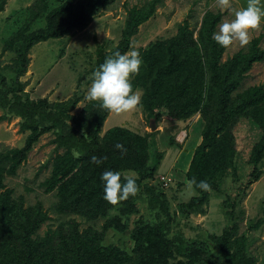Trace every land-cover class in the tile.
Instances as JSON below:
<instances>
[{
	"label": "trees",
	"instance_id": "obj_1",
	"mask_svg": "<svg viewBox=\"0 0 264 264\" xmlns=\"http://www.w3.org/2000/svg\"><path fill=\"white\" fill-rule=\"evenodd\" d=\"M105 1L66 0L48 13L45 26L28 33L19 30L12 36L11 42H20L17 62L11 66L17 76H9L0 67V107L8 111L3 117L9 113L20 116L21 129L27 132V137L23 146L11 148L0 157V163L2 157L8 159V168L0 164V264H256V257L247 250V236L239 231L244 211L236 209V200L227 199L229 224L221 234H212L211 240L189 238L181 230H175L177 210H172L163 189L149 185L156 169L148 163L150 133L115 126L102 134L110 111L100 107L99 101L89 100L85 112L73 120L71 110L79 99L52 103L48 98L34 100L22 95L25 84L19 76L27 71L30 47L71 29H84ZM6 2L0 0V12ZM162 2L148 0L130 9L116 49L129 50L131 37ZM221 18L222 12L207 10L196 36L191 21L184 19L174 36L141 52L142 64L132 82L133 90L144 88L142 102L151 117H160L161 109H166L167 115L174 119L200 111L205 120L202 139L187 172L198 194L179 205L184 215L206 212L204 206L210 189L216 185L218 176L220 181L225 179L230 167L234 172L233 183L240 181V190L244 189L241 197L263 172L264 85L239 90L253 63L264 59L262 34L250 41L247 50H239L221 63L226 47L212 39ZM241 118L251 119L262 133L246 162L250 169H241L239 173L237 164L242 159L235 148L233 128ZM51 129L56 134L53 139L56 153L52 157L51 175L42 185L46 192L56 190L59 197L56 208L69 219L41 234L38 232L41 224L50 219L48 211L40 204L25 206L23 198L14 197L13 189L4 183L3 172L15 171L41 134ZM117 142L124 145L123 154L115 147ZM93 154L107 159L97 165L90 160ZM158 156L160 160L163 155ZM108 168L137 173L139 187L135 196L130 195L116 205L103 199L100 176ZM200 180H206L209 187H199ZM141 200L147 204L149 216L142 214L141 221H136L130 249L105 243L103 234L92 224L81 227L82 221L71 216L87 221L106 218L105 229L114 223L118 229L126 230L131 215L140 212ZM123 217L124 223L120 220ZM261 222L264 220L258 225Z\"/></svg>",
	"mask_w": 264,
	"mask_h": 264
},
{
	"label": "rangeland",
	"instance_id": "obj_2",
	"mask_svg": "<svg viewBox=\"0 0 264 264\" xmlns=\"http://www.w3.org/2000/svg\"><path fill=\"white\" fill-rule=\"evenodd\" d=\"M147 1L106 0L84 29H71L59 37H50L34 43L27 54L30 60L27 71L19 76L25 84L22 95L34 100L48 98L52 103L79 99L71 113L73 120L80 116L85 112L83 109L90 100L86 92L90 86L92 72L106 56L116 50L130 9L134 5L142 6ZM64 2L66 0H7L4 10L0 12V67L9 76H17L11 66H15L20 53V42H11L12 36L19 30L28 33L45 26L48 13ZM260 4L264 8V0H260ZM244 6L246 0H228L225 5H221L219 0H164L157 6L155 13L140 24L138 31L131 37L129 50L135 49L141 54L153 43L171 38L177 33L178 25L186 18L195 27L196 36L207 10L222 12V22L224 19H231L235 10ZM260 34V44L264 48V21L250 30L249 43ZM249 43L242 47L235 41L226 47L221 56V63L239 50H247ZM137 73L131 76V83L136 79ZM260 84L264 85V59L253 63L239 90ZM134 91L140 94L139 104L130 111H110L102 126V134L115 126H125L142 134L150 133L148 163L156 169L149 185L166 192L172 210H177L174 228L181 230L189 238L211 240L212 234H221L229 224L227 199L238 201L236 209L244 211L239 231L247 236L248 253L256 257V264H264V222L258 225L260 220H264V164L260 178L252 183L244 197L240 195L244 190H240V181L236 179L233 183L234 172L230 167L225 179L220 181L221 177L218 176L216 185L210 189L208 202L204 206L206 212L184 215L179 211V205L198 194L188 180L187 172L195 148L202 139L205 120L200 111L187 118L174 119L167 115L166 109H161L159 119L151 117L142 102L144 88L137 87ZM5 114H8L6 108L0 107V157L11 148L23 146L27 137V132L21 129L20 116L9 113L7 117H3ZM69 121L73 123L72 119ZM261 133L259 126L248 118H241L234 126L235 148L242 159L237 164L239 173L241 169H250L246 162ZM55 136L52 129L41 134L28 152L27 159L16 170L3 172L4 183L13 189L14 197L18 200L23 198L25 206L40 204L43 210L48 211L50 219L41 224L38 230L41 234L48 227L55 228L60 221L69 219L66 213L56 208L59 201L56 190L46 192L45 186L42 185L51 175L52 157L56 153V143L53 141ZM59 152L62 153L63 148H60ZM158 153L163 155L160 160H157ZM1 159L3 161L0 164L7 165L8 159ZM148 212L147 204L141 200L140 212L131 215L126 230L118 229L114 223L105 229L106 218L87 221L74 214L71 216L82 221L81 227L92 224L103 234L105 243L130 249L132 229L136 221H141L142 214L149 216ZM120 220L122 223L126 221L124 217Z\"/></svg>",
	"mask_w": 264,
	"mask_h": 264
},
{
	"label": "clouds",
	"instance_id": "obj_3",
	"mask_svg": "<svg viewBox=\"0 0 264 264\" xmlns=\"http://www.w3.org/2000/svg\"><path fill=\"white\" fill-rule=\"evenodd\" d=\"M221 5L228 0H219ZM264 21V8L260 0H246V6L235 10L231 19H224L218 24V30L212 33V39L220 46L228 47L235 41L240 46H246L250 40V30L255 29ZM142 64V57L135 49L121 52L116 49L106 56L91 74L90 86L86 96L92 101H99L100 107L117 113L133 110L140 102V94L133 90L131 76L137 73ZM115 147L126 149L120 142ZM76 155V153H74ZM107 157H98L93 154L90 160L99 165ZM100 179L103 184V199L112 205L135 196L138 191V175L134 170L105 169ZM198 186L204 189L209 187L206 180H200Z\"/></svg>",
	"mask_w": 264,
	"mask_h": 264
}]
</instances>
